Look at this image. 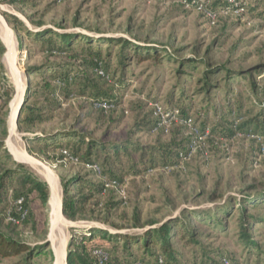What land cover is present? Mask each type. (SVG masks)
I'll return each mask as SVG.
<instances>
[{
    "label": "rangeland",
    "instance_id": "rangeland-1",
    "mask_svg": "<svg viewBox=\"0 0 264 264\" xmlns=\"http://www.w3.org/2000/svg\"><path fill=\"white\" fill-rule=\"evenodd\" d=\"M242 1L244 7L236 5L235 9L218 12L210 19L208 11L197 10L183 0H25L16 3L0 0V40L5 46L0 58L3 78H0V143L3 142L0 174L14 169V162L23 165L48 187L44 206L37 196L32 199L33 220L11 226L0 215V232L33 249L52 252L51 257L38 256L31 264H57L56 248L62 244L67 264L65 255L79 230L96 227L110 233L142 235L171 219L183 220L195 233L193 238L197 242L185 245L181 237L171 239L172 248L178 254L177 264H201L202 251L209 257L223 253L235 264H264V225L253 227L251 237L259 248L254 253L239 243L236 218L223 219L219 215L221 208H230L231 212L240 206L243 196H253L263 190L264 152L260 154L258 146L260 143L264 146V139L258 142L242 136L220 142L208 136L201 141L204 149L197 148L179 167H155L146 173L139 171V166L136 170L130 169L129 162L121 156L125 165L121 164L122 169L117 170L122 181L120 186L105 185L103 193L75 221L65 219L60 211L62 181L73 176L92 184L103 180L92 174L85 163L50 160L51 151L36 155L39 147L27 140L37 134L51 136L70 132L89 134L97 144L130 143L137 149L167 145L174 138L178 143L192 139L183 121L168 112L178 101L189 106L192 122L199 125L206 119L210 129L216 124L229 128V122L233 121L229 112L235 111L238 105L243 114H249L240 124L258 115L260 106H264V0ZM215 2L207 0L206 8ZM6 14L22 20L32 34L48 28L58 35H72V48L79 52L66 55L47 52L46 47L25 32H16L7 22ZM38 23L42 24L41 28L35 25ZM2 24L12 38L9 44ZM82 36L94 42L100 40L102 59L109 63L108 74L124 83L123 91L115 93L119 105L113 109H92L90 100L74 91L69 98L39 93L40 87L50 82L43 81L42 73L61 65H68L70 73L95 80L105 89L113 85L107 76L97 78L81 55L83 39L79 38ZM119 38L141 48H155L161 54L160 61L129 58L121 64L117 60L119 47L113 45L108 53L104 41ZM11 49L16 77L8 65ZM191 57L208 66L200 64L193 69L185 62ZM206 78L211 83L209 88L205 86ZM19 97L23 100L21 106L25 103L45 109L53 102L56 108L52 105L51 110L42 112L39 117L43 121L36 122L30 133L18 130L17 123L12 132L10 116ZM155 106L163 110L164 122L156 129H139L158 120L154 115ZM203 150L209 155L206 160ZM20 152L26 153L35 164L23 159ZM131 156L135 162L139 160L133 151ZM47 172L54 178L55 187ZM248 187L256 189L247 192ZM56 197L60 201L59 217L53 215ZM256 213L264 217V208ZM208 216L225 227L210 224ZM133 256L140 258L141 253L133 252ZM0 264L27 263L24 255H20L0 258Z\"/></svg>",
    "mask_w": 264,
    "mask_h": 264
},
{
    "label": "trees",
    "instance_id": "trees-1",
    "mask_svg": "<svg viewBox=\"0 0 264 264\" xmlns=\"http://www.w3.org/2000/svg\"><path fill=\"white\" fill-rule=\"evenodd\" d=\"M18 1L24 2L25 0H9L11 3ZM186 4L191 5V0H183ZM207 2V0H205ZM230 0H217L213 5L206 8L210 14H217L218 12H224L226 8L233 9L231 4L227 2ZM240 7H244L242 0H235ZM253 9L251 8V11ZM7 22L12 25L16 32H25L26 35L33 38V40L46 47V51L49 53H56L59 55H66L69 53H77L78 50H73V36L69 34L58 35L51 29L45 28L41 31L32 34L26 24L19 20L17 17L6 14ZM38 28L42 27L41 23L35 24ZM58 40H55L54 38ZM83 39V49L80 50L81 55L87 59V64L94 70L97 78L102 79L103 76H107L112 82V86L104 88L103 85H98L95 80H90L85 76L79 74L70 73L68 65H61L57 68L48 70L45 74L42 73L43 81L46 79L50 82H46L40 87L39 93L46 97H66L72 96V92L81 97H86L90 100L92 109H98L104 111L105 109L94 108V104H105L108 109H113L119 105V98L117 92L123 91L125 88L122 80L116 81L108 74L109 63L104 62L102 59L103 48L100 46V40L95 42L89 38L83 36L79 38ZM107 45L106 51L111 53L112 46L119 47V56L117 60L121 64L129 58L136 60H154L159 62L161 54L155 48L145 49L140 46L132 44L129 40L124 38L119 39H106L104 40ZM163 52L166 53L165 50ZM5 53V46L0 40V58ZM127 53H131V56H127ZM183 63L184 61H180ZM186 64L193 69L201 64L202 67H207L202 60H194L193 57L188 58ZM2 67L0 64V78L2 73ZM101 73V74H100ZM228 73V71H227ZM74 75V76H73ZM47 76V78H46ZM3 80V78H1ZM205 86L209 88L211 83L206 78ZM107 84V83H106ZM207 89H205V92ZM177 105L173 108H168L169 113H175V117L180 121L192 119L189 110V106L184 104L183 101H178ZM52 105L49 103L43 109L40 107H29L25 103L19 109L17 118V127L23 133H30L35 128L36 122H42L39 117L42 112L51 110ZM56 108V107H55ZM261 113L250 118L246 122L240 124L241 119L248 118L249 114H243L239 109V105L235 111L229 112V117L233 120L229 122V128L216 124L212 129L208 128V122L203 119L199 125L196 121H193V126L198 130L199 136L203 137L207 133L205 139L215 137L220 142L222 140H232L237 134L247 135L250 132L251 135L264 139V106H260ZM24 115V118L22 116ZM158 120L146 124L143 129H156ZM26 124L29 126L27 127ZM34 134V133H33ZM211 136V137H210ZM185 141L175 142V139L167 145L151 147V148H136L133 144H111L110 146L105 144H97L94 140H91L89 134L83 133H56L51 136H44L43 134H37L34 137L27 138L32 145L39 147V154H47L48 151L53 153L52 157H48L50 160H74L77 162L85 163L87 166H97L99 173L95 174L92 170V174L100 177L103 182L100 184H92L91 182L84 180L79 176H73L67 180L62 181V204L61 212L65 219L69 221H75L80 219L86 210V207L95 200L96 197L101 195L104 191L105 185L118 184L120 186L121 177L118 176L117 170L122 169V156L126 162H129L130 169H135L139 166V171L146 173L160 167L163 169H172L179 167L182 164L184 158L190 153L189 145L193 143L194 137ZM0 147H3V142L0 143ZM135 152L139 156V160L135 162L132 159L131 153ZM260 153V144L258 146ZM65 152L67 156L63 154ZM10 159L9 155H6ZM14 169L7 170L0 174V215L6 221V215L9 213L14 219H19V215L16 212L15 202L18 199L23 200L22 208L26 211L25 219L20 224L28 223L33 220V213L30 208L32 199L38 197L41 204L44 206L48 199V187L44 182H41L37 177L30 173L23 165H16ZM125 165V164H122ZM256 188L248 187L247 192H253ZM213 200L216 197L212 198ZM240 206L232 208H221L220 216L223 219L236 218V226L239 230L237 237L239 243L244 246L250 247V252H256L259 250L258 245L252 240L251 234L253 233V227L256 225H264V217L261 214H257L256 211L264 208V186L261 192L253 196H243ZM236 204L235 201L233 203ZM211 221L210 224L219 225L224 228L225 225L221 222H213L211 218H207ZM11 226H18L6 221ZM117 230V229H116ZM195 233L188 228V225L183 220L171 219L167 224H162L158 228H152L145 231L142 235H130L110 233L106 230H102L96 227H89L87 230L78 231L73 238V243L70 244V249L67 253V264H177L178 254L176 250L172 248L171 239L174 237H181L185 240V245H196L194 240ZM96 252H101L106 257L100 263L99 257ZM133 252L141 253V257L137 258L133 256ZM201 264H223L222 260H226L228 264H235L233 260L223 253L217 252L213 257H209L205 254V251L200 252ZM24 255V260L27 264H31V261L38 256L51 257L52 252L50 250L42 251L41 248L33 249L26 243L16 241L10 236L0 232V258L18 257ZM159 260L161 261L159 263ZM254 264H258L255 262Z\"/></svg>",
    "mask_w": 264,
    "mask_h": 264
},
{
    "label": "built area",
    "instance_id": "built-area-1",
    "mask_svg": "<svg viewBox=\"0 0 264 264\" xmlns=\"http://www.w3.org/2000/svg\"><path fill=\"white\" fill-rule=\"evenodd\" d=\"M185 3V2H184ZM186 4V3H185ZM206 4H207V2L205 1V0H191V5H189V6H192V7H194L195 9H197V10H204V11H206ZM228 4H231V6L233 7V9H235L234 7L236 6V5H238V3H236V1L235 0H230L229 2H228ZM188 5V4H187ZM228 10H232V9H229V8H226V10L224 11V12H227ZM207 12V11H206ZM209 13V12H208ZM216 15V14H215ZM214 14H208V16L210 17V19L211 18H213L214 16H215ZM101 74V73H100ZM94 108H102V109H105V110H107L108 109V107L105 105V104H98V103H95L94 104ZM154 115L156 116V117H158V122H159V124L157 125V126H159V125H161L163 122H164V120H165V116H164V112H163V110L160 108V107H158V106H155V108H154ZM183 124L186 126V128L188 129V130H190V132H191V135L194 137V140H193V143H191L190 145H189V148H190V153L188 154V156L186 157V158H184V160L186 161V160H188V159H190L191 157H192V155L196 152V149L197 148H199L200 150H202V149H204V144L202 143L201 144V141H203V139H205L206 137H207V133H206V135L205 136H203V137H201V136H199V133H198V130L193 126V122H192V119H188V120H185V121H183ZM242 136H244V137H248V138H252V139H256L258 142H260L261 141V139L260 138H258V137H256V136H253V135H251L250 134V132H248V134L247 135H243V134H237V136L236 137H242ZM198 145H200V146H198ZM204 151V150H203ZM263 152H264V146H263V144L262 143H260V154H263ZM63 154L65 155V156H67V154L65 153V152H63ZM203 158L206 160V159H208L209 158V155H208V152L207 151H204L203 152ZM66 160V159H65ZM89 168L95 173V174H98L99 173V168L97 167V166H89ZM107 186H111V187H119V185L118 184H111V185H107ZM22 204H23V200L22 199H18L16 202H15V207H16V212L18 213V215H19V219H14V218H12L11 216H10V214L8 213L7 215H6V221H8V222H11L12 224H15V225H18L20 222H22L24 219H25V216H26V211L25 210H23V208H22ZM96 254L98 255V257H99V261H100V263L105 259V255L104 254H102L101 252H96ZM161 261L159 260V263H160ZM222 263L223 264H228V262L226 261V260H222Z\"/></svg>",
    "mask_w": 264,
    "mask_h": 264
},
{
    "label": "bare ground",
    "instance_id": "bare-ground-1",
    "mask_svg": "<svg viewBox=\"0 0 264 264\" xmlns=\"http://www.w3.org/2000/svg\"><path fill=\"white\" fill-rule=\"evenodd\" d=\"M3 26V33H4V38L7 39V43L9 44L11 42V36L10 34L8 33L6 27L2 24ZM6 43V42H5ZM10 46V45H9ZM12 48V47H11ZM13 56H14V52L12 51V49L10 50V53L8 54V65H9V68L11 70V73L13 75V77H16L17 74H16V70H15V67H14V62H13ZM22 98L19 97L14 106H13V110L11 112V116H10V131L13 132L14 130V127H15V122H14V119H15V116L21 106V103H22ZM23 159H25L26 161H28L29 163L31 164H35L34 161L27 156L26 153L24 152H20L18 153ZM47 176L48 178L50 179V181L52 182V186L55 187L56 183H54L55 180H53L54 178L50 175L49 172H47ZM46 174V173H45ZM57 198V199H56ZM55 198V202H54V211H53V215L54 217H59V210H58V205H59V199L58 197ZM60 211H61V205H60ZM61 216V215H60ZM60 219V218H59ZM60 221V220H59ZM62 239V238H61ZM56 254L58 256V259H57V264H65L64 262V245H60V247L56 248Z\"/></svg>",
    "mask_w": 264,
    "mask_h": 264
},
{
    "label": "water",
    "instance_id": "water-1",
    "mask_svg": "<svg viewBox=\"0 0 264 264\" xmlns=\"http://www.w3.org/2000/svg\"><path fill=\"white\" fill-rule=\"evenodd\" d=\"M21 107V106H20ZM20 109V108H19ZM18 113H19V110L15 116V119H14V122L17 123V118H18ZM67 260V254L65 255V261Z\"/></svg>",
    "mask_w": 264,
    "mask_h": 264
}]
</instances>
